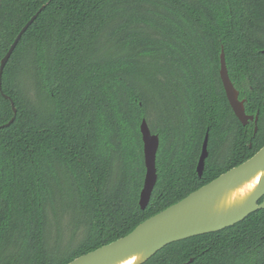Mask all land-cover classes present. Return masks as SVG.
<instances>
[{"label": "trees", "instance_id": "trees-1", "mask_svg": "<svg viewBox=\"0 0 264 264\" xmlns=\"http://www.w3.org/2000/svg\"><path fill=\"white\" fill-rule=\"evenodd\" d=\"M43 7L2 79L17 116L0 129V264H69L264 147V0H0V63ZM222 51L257 133L229 104ZM2 92L0 127L15 116ZM143 120L160 137L146 210ZM186 263L264 264V210L145 264Z\"/></svg>", "mask_w": 264, "mask_h": 264}, {"label": "water", "instance_id": "water-1", "mask_svg": "<svg viewBox=\"0 0 264 264\" xmlns=\"http://www.w3.org/2000/svg\"><path fill=\"white\" fill-rule=\"evenodd\" d=\"M43 9L44 7L23 28L7 55L1 60V92L3 74L12 54ZM220 77L236 117L244 126L254 122L256 133L259 116L247 115L245 101L240 100V92L231 81L224 51L221 54ZM2 95L11 101L15 116L0 129L11 126L17 116V109L12 99L3 92ZM140 131L144 144L146 168L144 187L140 195V207L142 210H146L158 182L157 157L160 149V137L152 133L146 120L142 121ZM208 149L209 134L205 137L198 163L197 171L200 177H203L205 172L206 161L209 157ZM258 177L260 178L255 190L245 200L232 203V205L225 204L232 192L239 190ZM262 199H264V147L245 163L221 175L177 204L149 218L127 236L83 255L69 264H120L135 257L138 258L135 264H145L158 252L173 243L225 230L244 221L251 214L264 210V200L260 204Z\"/></svg>", "mask_w": 264, "mask_h": 264}, {"label": "bare ground", "instance_id": "bare-ground-1", "mask_svg": "<svg viewBox=\"0 0 264 264\" xmlns=\"http://www.w3.org/2000/svg\"><path fill=\"white\" fill-rule=\"evenodd\" d=\"M259 178H256L255 180L251 181L250 183H247L239 190H236L231 193L229 199L225 202L226 205H232V203L239 202L245 200L254 190L255 187L258 184ZM138 261V258H132L126 262L120 263V264H135Z\"/></svg>", "mask_w": 264, "mask_h": 264}, {"label": "flooded vegetation", "instance_id": "flooded-vegetation-1", "mask_svg": "<svg viewBox=\"0 0 264 264\" xmlns=\"http://www.w3.org/2000/svg\"><path fill=\"white\" fill-rule=\"evenodd\" d=\"M223 52V51H222ZM227 63V62H226ZM227 69H228V67H227ZM220 70H221V66H220V69H219V75H220ZM228 72H229V70H228ZM230 75V74H229ZM257 116H259V115H257ZM256 117V116H255ZM251 123H254V122H250L248 125H250ZM255 124V123H254ZM247 125V126H248ZM255 129H256V127H255ZM258 131V130H257ZM257 133V132H256Z\"/></svg>", "mask_w": 264, "mask_h": 264}]
</instances>
